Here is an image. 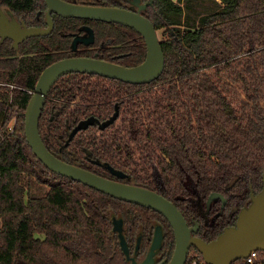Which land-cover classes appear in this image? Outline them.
<instances>
[{
  "label": "trees",
  "instance_id": "obj_1",
  "mask_svg": "<svg viewBox=\"0 0 264 264\" xmlns=\"http://www.w3.org/2000/svg\"><path fill=\"white\" fill-rule=\"evenodd\" d=\"M121 7L124 0H64ZM191 0H142L157 31L165 69L150 84L71 73L52 87L40 118L41 138L59 159L116 180L159 191L206 242L236 226L238 215L264 187V0H219L218 11L182 32L178 18ZM218 1V0H205ZM28 27H45V0H4ZM41 13V18L37 14ZM52 34L0 43V264H129L113 231L122 218L129 235L163 225L168 262L172 228L154 210L127 203L50 171L25 134V112L42 72L71 57L97 58L124 67L146 60L144 38L115 23L53 16ZM84 25L90 46L72 43ZM97 53V54H96ZM116 112L106 129L99 125ZM90 117L97 124L71 133ZM222 200L205 223L195 201ZM128 235V236H129ZM128 239V237H127ZM129 242V239H128ZM201 255L190 250L187 264ZM264 263V252L260 261ZM234 264H248L238 260Z\"/></svg>",
  "mask_w": 264,
  "mask_h": 264
},
{
  "label": "water",
  "instance_id": "obj_2",
  "mask_svg": "<svg viewBox=\"0 0 264 264\" xmlns=\"http://www.w3.org/2000/svg\"><path fill=\"white\" fill-rule=\"evenodd\" d=\"M45 3L48 25L46 29L27 28L15 19L10 22L0 10L1 42L11 39L14 42V48L19 49V45L29 38L50 35L54 30L52 15L55 14L65 19L115 23L132 28L144 38L147 56L142 64L135 67H124L97 58L86 57L63 59L47 67L37 82L24 114L26 139L37 158L55 174L82 183L121 201L143 206L163 215L172 226L175 235V251L169 264H187L192 248L198 250L206 264H234L238 260L247 259L253 251L264 252V187L258 195H252L251 204L240 211L236 226L226 228L217 239L206 242L193 235L199 226L189 227L180 210L162 194L102 177L79 166L66 163L49 151L40 135V118L52 87L61 77L71 73H87L128 84H150L163 74L165 54L158 31L152 22L142 15L147 4H142L141 0H131L136 11L115 7L87 6L64 0H45ZM78 42L86 45L94 43L93 31L90 33L89 40L76 38L73 42L74 49ZM117 116L118 112L100 124L99 128L106 129L117 119ZM96 124L95 117L81 121L73 130L71 137ZM108 169L118 179L127 178V175L120 170L111 166H108ZM214 197L224 199L220 194H213L209 202ZM113 226V231L119 234L120 245L129 259V249L122 232L123 220L113 217ZM162 242L163 234L161 228L158 227L148 258L143 264H154L153 256L161 248ZM133 264H135L134 259Z\"/></svg>",
  "mask_w": 264,
  "mask_h": 264
},
{
  "label": "flooded vegetation",
  "instance_id": "obj_3",
  "mask_svg": "<svg viewBox=\"0 0 264 264\" xmlns=\"http://www.w3.org/2000/svg\"><path fill=\"white\" fill-rule=\"evenodd\" d=\"M141 3L142 4H147V7L148 5L150 4L149 3H143L142 0H141ZM122 9H133L136 11V7L134 8L132 3H131V0H124V3H122ZM115 8H121V7H115ZM0 10H2V12L4 13V15L6 16V18L8 19V21H12L13 19H15L20 25L22 26H25L27 28H40V29H46L48 28V25H47V12H46V15H45V27H39V26H33V27H28L26 25L25 22H23V20H19L14 14L13 12L9 9L8 6H6L4 4V0H0ZM143 12V11H142ZM55 14L52 15V18ZM143 15V14H142ZM57 16V15H56ZM145 17V16H144ZM37 18H41V13L39 12L37 14ZM62 18V17H61ZM54 20V18H53ZM85 20V19H83ZM54 28H55V21H54ZM54 31V30H53ZM52 31V32H53ZM91 31H93L94 33V30L88 26V25H84L83 28L80 30L79 34L77 36L74 37V40L76 38H83V39H86V40H89L90 39V33ZM52 34V33H51ZM40 37H43V36H40ZM34 38V37H32ZM32 38H29L27 40H30ZM7 40H10L11 43H12V47L14 48V42L11 40V39H5L3 42L7 41ZM26 40V41H27ZM73 40V42H74ZM3 42H1V38H0V43L2 44ZM25 42V41H24ZM94 42H95V33H94ZM23 43V42H22ZM21 43V44H22ZM20 44V45H21ZM74 43H72V48L73 50L75 51L78 47V45H83V46H90L92 44H89V45H86L82 42H78L77 43V46H76V49H74ZM19 45V47H20ZM15 49V48H14ZM15 50H18V49H15ZM97 54V53H96ZM72 58V57H71ZM67 59V58H66ZM33 93V92H32ZM75 129V128H74ZM73 129V130H74ZM73 132V131H72ZM72 135V133H71ZM113 180V179H111ZM114 181H117V182H122V183H125L127 184L126 182H124V180H121V179H118L116 178V180ZM156 192V191H155ZM157 193L161 194V192L157 191ZM210 199V198H209ZM209 199L207 200L206 202V209L203 207V203L200 199H198L197 201H195L194 203H196L197 207H198V210H199V213L201 214V216L204 218L205 220V223L207 225H209V223H214L215 222V219L218 215L221 214L222 211H218L214 214H212V205L216 206L220 200H222V205H221V209H223L225 207V205L227 204V200L224 198H220V197H214L210 202H209ZM143 207V206H141ZM146 208V207H144ZM149 209V208H148ZM152 210V209H151ZM156 212V211H155ZM157 214L161 215L160 213L156 212ZM165 220H167L163 215H161ZM117 218V217H116ZM117 219H121L123 220L122 218H117ZM238 220V219H237ZM168 222V220H167ZM237 223V222H236ZM168 224L170 225V223L168 222ZM160 227L161 228V231H162V234H163V242H162V246L159 250H157L153 256V259H154V264H169L170 262H168V256H167V250H165V247H164V243H165V231L166 229L164 228L163 225H155L153 228H150L149 229V232L147 233H144V232H137L135 234V237H131L129 235V229L125 226L124 224V220H123V227H122V232H123V236L125 238V241H126V244H127V247L129 249V259L127 258V255L124 253L121 245H120V238H119V234L115 232V234L117 235L118 237V241H119V245L125 255V258L126 260L128 261L129 264H133V259L135 260V264H143L147 258H148V255L150 253V249L154 243V239H155V236H156V230L157 228ZM170 227L172 228V226L170 225ZM195 227V226H194ZM173 230V228H172ZM174 232V231H173ZM194 233V232H193ZM129 235V236H128ZM175 236V235H174ZM129 239V242H128V239ZM175 251V250H174ZM172 260V259H171Z\"/></svg>",
  "mask_w": 264,
  "mask_h": 264
},
{
  "label": "rangeland",
  "instance_id": "obj_4",
  "mask_svg": "<svg viewBox=\"0 0 264 264\" xmlns=\"http://www.w3.org/2000/svg\"><path fill=\"white\" fill-rule=\"evenodd\" d=\"M184 15L178 18L179 28L182 32L190 28H194L199 24L202 17L218 11L222 4L218 1H205V0H191L188 4L184 3ZM160 41L166 39L164 31H158ZM1 226V223H0Z\"/></svg>",
  "mask_w": 264,
  "mask_h": 264
},
{
  "label": "built area",
  "instance_id": "obj_5",
  "mask_svg": "<svg viewBox=\"0 0 264 264\" xmlns=\"http://www.w3.org/2000/svg\"><path fill=\"white\" fill-rule=\"evenodd\" d=\"M261 253H262L261 251H253L250 254V256L245 260L247 261L248 264H255L256 262L260 261ZM192 264H206V262L204 261L202 255H197L193 258Z\"/></svg>",
  "mask_w": 264,
  "mask_h": 264
}]
</instances>
